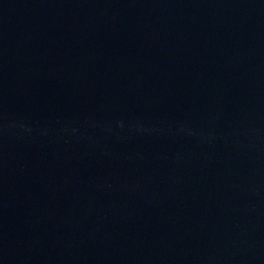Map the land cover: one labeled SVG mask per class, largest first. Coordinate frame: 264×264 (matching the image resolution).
<instances>
[{"label": "water", "instance_id": "obj_1", "mask_svg": "<svg viewBox=\"0 0 264 264\" xmlns=\"http://www.w3.org/2000/svg\"><path fill=\"white\" fill-rule=\"evenodd\" d=\"M0 264H264V0H0Z\"/></svg>", "mask_w": 264, "mask_h": 264}]
</instances>
